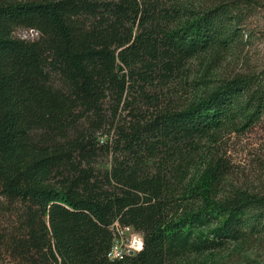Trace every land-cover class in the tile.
<instances>
[{"label": "trees", "instance_id": "1", "mask_svg": "<svg viewBox=\"0 0 264 264\" xmlns=\"http://www.w3.org/2000/svg\"><path fill=\"white\" fill-rule=\"evenodd\" d=\"M142 1L145 7L138 0L0 1V198L22 212L18 234L5 230L0 213V259L8 254L19 264H172L186 253L264 234V195L238 191L218 199L224 168L209 165L196 178L186 192L190 205L173 207L165 198V170L177 164L179 147L226 128L249 131L264 119V76L224 80L183 110L137 129L125 141L136 164L119 163L104 182L78 167L77 157L89 162L96 148L90 140L69 139L76 113L101 118L110 94L122 100L127 88L121 64L174 70L198 55H219L260 38L248 27L257 10L251 0H212L172 11L160 9L162 0ZM140 14L139 34L120 33ZM86 17L92 23L84 26ZM157 24L171 27L150 28ZM19 29L39 38H18ZM55 75L64 80L63 89L53 84ZM144 157H162L163 172L151 177L137 162ZM64 169L77 177L53 186ZM116 223L143 234L141 252L109 259Z\"/></svg>", "mask_w": 264, "mask_h": 264}, {"label": "rangeland", "instance_id": "2", "mask_svg": "<svg viewBox=\"0 0 264 264\" xmlns=\"http://www.w3.org/2000/svg\"><path fill=\"white\" fill-rule=\"evenodd\" d=\"M3 2H40L50 0H0ZM107 3H120V0H90ZM212 0H162L160 9L174 10L179 7L201 8ZM257 10L249 20V29L259 35V40L253 44H242L231 51L216 54L214 51L198 55L186 61L174 70H166L161 65L143 67L138 64L129 67L121 64L119 77H125L126 88L122 100L110 94L103 104V114L98 118L90 114L86 118H79L82 112H77V124L69 133L70 140L80 137L91 141L96 155L89 161L77 157L76 163L82 169H90L93 174L106 181V175L114 170L121 162L136 164L134 153L127 151L126 137L132 136L137 129H141L157 117L167 113L181 111L191 105L207 89H212L224 80L246 75L264 76V0H251ZM139 4L145 7L142 0ZM145 9V8H144ZM142 14L138 19L127 22L120 33L133 31L134 36L139 34ZM80 24L90 25L91 19L86 17ZM159 25V24H157ZM171 27V24H168ZM165 24L150 28L164 30ZM157 33V32H156ZM156 35V34H155ZM16 36L21 39L36 40L37 32L28 29H19ZM248 36H245L247 41ZM53 84L63 89L64 80L55 75ZM41 135V132L37 133ZM177 164L168 165L166 192L170 204L176 207L179 203L190 205L187 196L188 189L196 178L209 166H218L226 170L225 177L219 189L218 199L231 197L238 191L264 195V119L249 131H235L226 128L208 137L196 138L179 147ZM147 156V155H146ZM143 170L155 176L163 172L166 161L162 157L138 158ZM179 164L182 166L179 167ZM52 179V185L61 187L70 179L77 177L78 172L64 169ZM74 173V174H73ZM69 177V179H68ZM107 189L113 190L111 186ZM186 193V194H184ZM183 202H180V201ZM4 210V212L2 211ZM0 213L5 230L8 233L18 234L21 231L22 212L18 205H10L0 198ZM119 245L129 249L131 242L143 234L130 231L125 234L115 230ZM141 240L136 241L135 250L140 249ZM138 252H135L136 255ZM0 264H19L8 254L0 259ZM172 264H264V234L247 241L231 242L218 250L206 253H186Z\"/></svg>", "mask_w": 264, "mask_h": 264}, {"label": "built area", "instance_id": "3", "mask_svg": "<svg viewBox=\"0 0 264 264\" xmlns=\"http://www.w3.org/2000/svg\"><path fill=\"white\" fill-rule=\"evenodd\" d=\"M115 226H116L115 230H117L118 232H121L122 234H125V233L130 232V231H135V229L133 227L121 228L119 223H116ZM138 239H140L142 243L139 246L140 249L135 250L134 248H136V241ZM117 241H118L117 240V234L115 233L114 245H113V248L109 254V259L112 261L121 260L125 256L131 255V253H134V254H135V252L139 253L144 249V237H141V236H138L137 238H135L134 241L131 242V245H130L128 250L125 249L124 246H121L118 243H116Z\"/></svg>", "mask_w": 264, "mask_h": 264}, {"label": "water", "instance_id": "4", "mask_svg": "<svg viewBox=\"0 0 264 264\" xmlns=\"http://www.w3.org/2000/svg\"><path fill=\"white\" fill-rule=\"evenodd\" d=\"M134 253H131V255H133Z\"/></svg>", "mask_w": 264, "mask_h": 264}]
</instances>
